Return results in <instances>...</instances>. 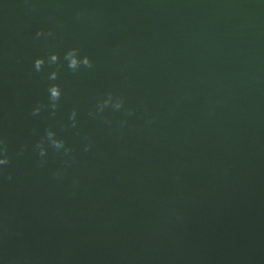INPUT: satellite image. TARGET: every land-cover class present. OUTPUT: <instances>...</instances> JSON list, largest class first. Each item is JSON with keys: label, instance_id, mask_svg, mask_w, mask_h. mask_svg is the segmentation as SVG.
<instances>
[{"label": "water", "instance_id": "1", "mask_svg": "<svg viewBox=\"0 0 264 264\" xmlns=\"http://www.w3.org/2000/svg\"><path fill=\"white\" fill-rule=\"evenodd\" d=\"M0 140V264H264V0H0Z\"/></svg>", "mask_w": 264, "mask_h": 264}, {"label": "clouds", "instance_id": "2", "mask_svg": "<svg viewBox=\"0 0 264 264\" xmlns=\"http://www.w3.org/2000/svg\"><path fill=\"white\" fill-rule=\"evenodd\" d=\"M48 35H52L53 33L50 31L49 33H47ZM38 36L40 35H44L43 32H39L37 33ZM64 59L66 61H68V67L73 70L76 71L78 70L81 66L84 67H88L91 68L93 67V61L91 60L90 57L88 56H83L81 58L80 56V49L78 48H73L71 50H69L68 52L65 53ZM60 60L59 54L58 53H53L49 56L48 58V63L50 64H58ZM45 59L44 58H38L35 61V69L36 71H40L42 70L44 64H45ZM58 78V71H53L50 76L49 79L51 80H56ZM49 93H50V100L52 101V108H56L58 106L57 102L59 101L61 95H62V91L59 85H52L49 88ZM112 106L115 110H120L124 107V100L123 98H115L112 93L108 94V98L104 101H102L99 105H98V110L99 112H103L105 110V108ZM39 108L36 109V112H39ZM132 114V110L129 109L128 110V115ZM75 117H76V112L73 111L71 119L73 120V127L76 126V121H75ZM127 121H122V124H126ZM47 138L51 141L52 145L57 149H64L65 154L70 153L72 151V149L70 148H66L65 147V142L63 140L60 139H56L55 138V133L52 132L51 130H49L47 132ZM4 142L2 140H0V144H3ZM39 149H40V156H44L46 154L47 149H45L43 147V144L41 143L40 145H38ZM91 146H87L85 150H88ZM4 155L3 158H0V165H6L8 163H10V160L8 158V156L6 155L7 153V148L4 147L3 149ZM59 175V174H58Z\"/></svg>", "mask_w": 264, "mask_h": 264}]
</instances>
